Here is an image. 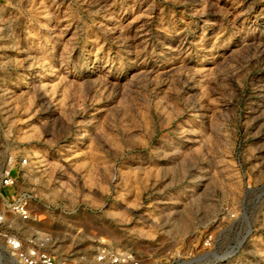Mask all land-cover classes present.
<instances>
[{
	"label": "rangeland",
	"instance_id": "1",
	"mask_svg": "<svg viewBox=\"0 0 264 264\" xmlns=\"http://www.w3.org/2000/svg\"><path fill=\"white\" fill-rule=\"evenodd\" d=\"M0 215V264H264V0H0Z\"/></svg>",
	"mask_w": 264,
	"mask_h": 264
},
{
	"label": "built area",
	"instance_id": "2",
	"mask_svg": "<svg viewBox=\"0 0 264 264\" xmlns=\"http://www.w3.org/2000/svg\"><path fill=\"white\" fill-rule=\"evenodd\" d=\"M26 158L21 160L22 165L26 164ZM16 176L7 168L1 174V186L8 187L15 185ZM31 194L28 191H20L11 200L7 207L21 221L25 222L30 218ZM5 222L3 215H0V225ZM5 241V253L12 264H58L59 261L48 249V238L41 235L29 234L28 236L18 233H1ZM109 245L97 247L94 264H137L130 250H112ZM1 256V254H0Z\"/></svg>",
	"mask_w": 264,
	"mask_h": 264
}]
</instances>
